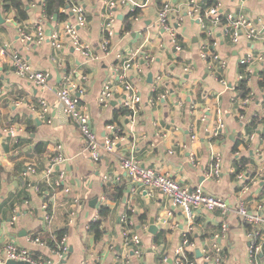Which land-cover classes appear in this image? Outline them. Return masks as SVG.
Listing matches in <instances>:
<instances>
[{
  "label": "crops",
  "instance_id": "obj_1",
  "mask_svg": "<svg viewBox=\"0 0 264 264\" xmlns=\"http://www.w3.org/2000/svg\"><path fill=\"white\" fill-rule=\"evenodd\" d=\"M78 1L85 6L88 20L80 34L97 58L83 56L64 39L66 19L49 17L45 0H23L26 20L20 19L9 2L0 0V41L8 46V53L19 52L35 70L49 74L46 85H38L18 75L8 55H0V246L12 242L35 258L57 264H123L126 257L131 264H178L177 251L185 236L191 235L194 246L184 250L193 255L195 264H217L218 259L224 264H252L248 225L237 210L245 205L256 214L258 204L264 202V61L246 65L240 61L264 53V33L255 40L242 37L232 43L216 29L220 40L216 52L227 61L217 78L201 56L207 42L202 24L189 13L188 0L174 1L173 17L181 19L177 32L182 50L175 49L158 25L161 0H137L144 7L131 20L130 29L125 28V20L132 10L128 6L117 10L116 33L107 54L101 50L105 0ZM197 1L204 7L208 0ZM212 1L220 3L224 13L242 12L256 27L264 24V0ZM39 27L46 38L42 43H38ZM53 35L63 40V48L55 47ZM122 60H131L132 66L125 70ZM241 73L248 77L246 95L238 89ZM122 75L140 95L136 114L124 106L129 94ZM109 80L114 94L104 107L99 97ZM64 87L87 108L100 141L115 134L109 125L120 130L122 139L114 153H103L99 161L90 157L77 123L58 101L57 92ZM251 93L253 101L244 103ZM220 119L223 128L215 136ZM236 140L241 144L235 152ZM58 145L63 146L67 160L47 175ZM215 153L223 159L218 178L210 175ZM122 155L190 189L203 187L225 199L230 211L197 210L190 225L171 199L159 190L149 194L128 177L121 167ZM241 157H249L250 164L234 176ZM31 166L35 173L28 172ZM59 171L66 173L69 192L51 183ZM241 173L245 178L239 177ZM246 183L249 188L244 191ZM102 206L109 210L101 225L103 236L96 241L89 227L100 219ZM72 210L76 216L70 223ZM127 219L141 239L138 255L124 236ZM65 229L68 251L59 255L48 239H56L57 232ZM215 245L220 252L214 250ZM255 262L264 264V254Z\"/></svg>",
  "mask_w": 264,
  "mask_h": 264
},
{
  "label": "built area",
  "instance_id": "obj_2",
  "mask_svg": "<svg viewBox=\"0 0 264 264\" xmlns=\"http://www.w3.org/2000/svg\"><path fill=\"white\" fill-rule=\"evenodd\" d=\"M174 1L175 0H161V8L158 13V25L169 35L171 43L174 45L175 49L180 51L183 46L180 43L177 27L179 26L181 19L177 20L173 17V12H175ZM241 1L245 2V0ZM105 5L106 12L104 15L105 20L103 22V31L105 36L101 44V50L107 53L110 49L111 40L116 33L115 25L117 22V10L128 6L132 11H135L136 9L143 8L144 4H141L137 0H105ZM187 6L189 8L190 15L196 17L202 24L206 38L205 41L207 43L201 48V56L203 59L208 61L211 72H213L217 78H219L227 68V61L218 52H216L220 42L219 38L216 36V29H219L223 37L226 39L229 38L232 43H238L242 37H245L248 40H255L261 38L264 33V24L261 27H256L252 19L247 17V15L242 12L224 13L220 3H214L209 7L203 8L201 3L199 4L197 0H188ZM62 13L68 15L70 14L75 18V21L71 20L70 17L63 22L64 39H66V41L83 56L87 58H97L98 56L95 54L96 52L94 48L89 43L85 42L80 35V29L88 24L85 6L78 0H71L67 7H62ZM207 20L210 24L206 23ZM45 39L44 30L42 27H39L38 43H42ZM52 39L54 40V45L57 49L63 48V40L57 39L56 35H53ZM0 55L9 56L10 62L18 75L23 76L38 85H46L49 77L47 72L35 70L19 52L8 53V46L3 44L1 41ZM146 58L153 61V57L150 55L146 56ZM256 60L264 61V53L248 55L246 58L241 59L240 64H251ZM131 62V60H122V67H124L125 70L130 68L132 66ZM243 78L244 74L241 73V79ZM120 79L122 83H124V86L129 94L124 106L130 110L132 114H136L140 108V95L134 85L129 83L124 75H122ZM113 94V81L109 80L105 83L99 97L101 105L107 107L113 98ZM57 97L63 108V112L77 123L82 138L84 139L86 149L94 161H99L103 153H114L116 151L117 143L122 139V137L120 130L117 129L115 125L108 126V128L113 130L115 134L111 137L105 138L104 141H100L94 127L92 126L90 114L87 108L81 105L80 98L73 95L71 90L67 87L60 89L57 92ZM253 99L254 95L251 93L245 97L244 103H250ZM42 105L44 110L47 111V104L43 102ZM222 128L223 122L220 119L219 124L214 131L215 136L220 133V129ZM253 137L254 135H251V138ZM120 158L121 167L134 183L140 184L149 192V194L153 191L159 190L162 194L171 199L175 206L182 209L187 216V220L190 225L194 223L195 213L197 210H219L222 214H227L230 211V207L225 199L207 193L201 186L190 189L169 175L162 174L153 168L145 167L134 157L122 155ZM66 160L67 157L63 152V146L58 145L57 154L51 160L50 167L47 170V175L55 172L56 167H59ZM28 172L35 173L36 168L33 166L29 167ZM222 172V156L220 153H215L213 155V164L210 175L218 178ZM239 177L245 178L243 173H241ZM65 179L66 173L64 171H59V176L51 181V183L54 187L64 188L66 192H69V188H67L65 184ZM248 188L249 186L247 183L243 185L244 191H247ZM75 204H77L76 201L74 206ZM44 207H48V205H45ZM257 208L258 211L256 214L250 213L245 205H241L237 210V213L249 226V256L252 258V264H257L255 262V258L259 254H264V202L258 204ZM75 216L76 211L72 210L69 216L70 223H73ZM147 227L148 226L146 225V228ZM124 236L130 245L135 247V254H140L141 239L138 234L132 231L131 222H129L128 219L126 220ZM187 246H194L193 243L189 241L188 235H186L183 240V246L177 251L178 264H195V261L191 259L184 250V247ZM214 250L216 252H220L221 248L218 245H215ZM67 251L68 247L65 244V241L62 240L58 250L55 252L59 255H63L67 253ZM206 252V257L208 259L211 258L209 251ZM8 261H22L29 264H57L52 259L35 258L31 255L27 248L20 247L12 242L0 246V264H5ZM123 264H131L130 257H126ZM217 264H224V262L218 259Z\"/></svg>",
  "mask_w": 264,
  "mask_h": 264
},
{
  "label": "trees",
  "instance_id": "obj_3",
  "mask_svg": "<svg viewBox=\"0 0 264 264\" xmlns=\"http://www.w3.org/2000/svg\"><path fill=\"white\" fill-rule=\"evenodd\" d=\"M71 0H45V12L46 14L50 17L52 15H57L58 19L60 21H63L68 18V14L60 12V8L62 7H67L68 4L70 3ZM75 1V0H73ZM5 2H9L10 7L14 8L17 11L18 16L20 17L21 20H26L28 19V13L26 10V5L23 3V0H5ZM212 0L206 1V5L203 7H209L213 5ZM204 11V10H203ZM139 9H136L135 11H132L128 14L126 20H125V28L128 30L131 27V20L134 19L139 14ZM224 17V15H223ZM224 21V19H223ZM180 39V38H179ZM181 42V39H180ZM247 82H248V77L243 78L240 80L238 89L241 91L243 95H246L250 90L247 87ZM128 110L125 109L123 111V114H125ZM115 119H117V115L115 116ZM252 124V123H251ZM241 144V141L236 140L235 145H234V151L236 152L238 146ZM250 164V158L249 157H241L237 160V169L236 173H234V176L238 174L239 172L245 170L247 166ZM108 208L106 206H102L99 210V220L93 221L90 223V230L93 232L95 235V240L99 241L102 236L104 231L101 229L102 221L105 219L108 213ZM249 228V226H248ZM66 235V229L65 230H60L57 232L56 239L49 238L48 239V245L53 249L57 250L58 246L61 244L63 238ZM189 240L193 241V238L191 235H189ZM189 257L191 259L193 255L189 254Z\"/></svg>",
  "mask_w": 264,
  "mask_h": 264
},
{
  "label": "water",
  "instance_id": "obj_4",
  "mask_svg": "<svg viewBox=\"0 0 264 264\" xmlns=\"http://www.w3.org/2000/svg\"><path fill=\"white\" fill-rule=\"evenodd\" d=\"M0 21H2V20H0ZM152 76H153V74H152V73H149V75H148V77H149V81L152 80ZM96 203H97V200L95 199V200L93 201V203H92V206H95ZM93 204H94V205H93ZM154 229H155V228H154V225L151 224L150 231H151V232H154ZM198 254H199V253H198ZM199 255H200V254H199ZM7 264H29V263H25V262H22V261H8Z\"/></svg>",
  "mask_w": 264,
  "mask_h": 264
},
{
  "label": "rangeland",
  "instance_id": "obj_5",
  "mask_svg": "<svg viewBox=\"0 0 264 264\" xmlns=\"http://www.w3.org/2000/svg\"><path fill=\"white\" fill-rule=\"evenodd\" d=\"M79 2H81V1H79ZM82 3V2H81ZM83 4V3H82ZM173 14H174V12H173ZM194 17V16H193ZM157 22H158V18H157ZM83 28V27H82ZM81 35V34H80ZM179 35V34H178ZM104 36H105V34H104ZM104 39V38H103ZM86 42V41H85ZM88 43V42H87ZM90 44V43H89ZM91 45V44H90ZM92 46V45H91ZM111 46V45H110ZM103 52V51H102ZM103 53H105V54H107L106 52H103ZM96 55H98L97 53H95Z\"/></svg>",
  "mask_w": 264,
  "mask_h": 264
}]
</instances>
